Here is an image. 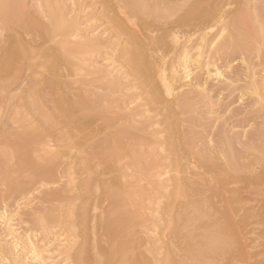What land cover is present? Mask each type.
<instances>
[{
  "label": "rangeland",
  "instance_id": "obj_1",
  "mask_svg": "<svg viewBox=\"0 0 264 264\" xmlns=\"http://www.w3.org/2000/svg\"><path fill=\"white\" fill-rule=\"evenodd\" d=\"M47 1L52 0H20V4L22 3L24 13L47 22ZM62 1L66 17L75 20L71 32L76 37H70L71 43L85 39L97 43L96 46L89 47L90 52L85 55V59L76 57L73 65L63 68L62 74L68 73L60 77L64 81L62 94L63 98L65 95V104L72 107L71 104L80 97L103 95L108 100H98L95 104L112 106L108 117L112 118L111 123L115 122V125L107 131L121 124L144 128L139 132L144 146L155 161L149 169L150 178L144 174L137 178V170L128 164L129 156L120 160L117 167H124L127 175L124 179H130L134 181V185L146 188L142 204L137 209L139 222L132 231V238L138 245L136 252L141 253L144 258L141 263L171 264L170 259L175 255L169 249L174 238L169 228L166 207L176 188L175 178L184 175L177 161V147L171 141L177 138L181 143L183 138L179 130H190L188 135L194 134L196 147L187 152L186 162H196L198 154L215 147L222 134L247 141L260 128H264V0L216 1L224 13H228L227 18L242 15L248 21V25L244 27L248 28L249 34L243 51L217 60L223 76L214 74L206 78L204 75L196 86L191 87L194 90V104L186 113H178L174 109L172 96L166 95L163 100L153 101L148 88L121 59V49L128 42L130 34L128 31L120 33L114 26L116 22L112 17L117 16L119 9L114 8V1ZM155 1L158 5H163L160 2L162 0ZM128 13L130 20L137 22L145 32L155 34L162 32L164 22L176 16L157 18L150 17L145 12L135 15L129 11ZM126 23L130 25L127 29L132 30V23ZM16 28L11 31L2 30L5 35H0V43H3V38L16 41V37H21L28 43L29 37L25 35L23 28ZM213 32H217V27ZM61 37L62 33H57L47 41H32L35 52L31 54L33 58L29 57L28 61L22 58L10 67L11 71L0 72V264H14L15 251H20L23 264H78L73 255L83 241L84 225L76 215L69 217L64 214L62 208H76L84 202L81 197L82 184L89 180V174L83 169L84 154L76 147V139L59 138L60 130L56 128L63 123L47 129L46 117L41 115L44 111L53 109L55 96L47 81L57 78L50 73L48 67L52 60L51 53L44 58L46 61L41 53L44 50L53 52ZM189 64L194 68L196 63L193 60ZM193 72L192 77L195 79L198 70L194 69ZM110 81L117 83L113 86ZM32 86L42 94L40 112L31 104V100L35 98L32 94L35 88ZM184 118L189 121L183 122ZM94 119L87 121L88 124L94 121V124L90 123L92 128L104 127L105 116ZM34 128L41 130L39 135L28 134ZM24 154H28L27 157ZM48 162L53 165L51 175L36 177V167ZM258 168L254 174L260 172V165ZM102 174V178L111 182L113 172L106 169ZM250 175L251 173L244 172L241 182L231 186L247 185L244 181ZM249 186L237 195L239 203L236 206H241V214L244 213V208L251 207L257 216L245 227L242 244L244 246V243L247 245L251 242V247L247 245V249L254 254L251 263L264 264V180ZM247 190H253L254 193H248ZM56 191L61 193L57 199L50 196ZM108 202L99 200L98 207L92 211L93 215H99L105 210ZM50 211L55 215L53 219L46 218L45 214ZM248 232H251L248 236L252 239L246 236ZM17 239L19 244L16 247Z\"/></svg>",
  "mask_w": 264,
  "mask_h": 264
},
{
  "label": "bare ground",
  "instance_id": "obj_2",
  "mask_svg": "<svg viewBox=\"0 0 264 264\" xmlns=\"http://www.w3.org/2000/svg\"><path fill=\"white\" fill-rule=\"evenodd\" d=\"M111 1H114L115 9L119 7L117 16L112 17L116 22L114 26L118 32L128 31L130 34L128 42L121 49V59L148 88L153 101H159L166 95L172 96L173 107L178 113H186L193 107L194 90L191 87L196 86L204 75L206 78L214 74L223 76V71L217 66V60L222 56L243 51L249 34L248 28L244 27L248 25V21L239 13L227 18L228 13H224L223 8L216 4L217 0H162L161 6L155 3V0H106ZM21 4L20 0H0V35H5L2 30L11 31L18 26L23 28L25 35L29 37L28 43L21 37V40L16 37V41L3 38V43H0V72L9 71L10 67L22 58L28 61L31 54L35 53L32 41H47L53 39L57 33H62L53 52L44 50L41 53L43 59L51 53L52 60L48 67L50 73L57 77L53 81H47L55 96L53 109L46 110L41 115L46 117L47 129L63 123L61 127L56 128L60 130L59 138L76 139V147L84 154L83 169L89 174V180L82 184L81 197L84 202L76 208H62L64 214L69 217L76 215L84 225L83 241L73 255L74 259L78 264H142L144 258L141 253L136 252L138 245L132 238V231L139 222L137 209L142 204L146 188L134 185V181L130 179H124L127 176L124 167H117V163L129 156L128 164L137 170V178L140 174L149 177L150 166L155 161L144 146L143 137L139 132L144 128L121 124L107 131L114 127L115 122L111 123L112 118L108 117V113L112 112L110 104H95L98 100H108L103 95L80 97L71 104L72 107L66 106L65 95L63 98L62 94L64 81L60 77L68 73L62 74L63 68L73 65V59L76 57L84 58L90 52L89 47L96 46L97 43L90 39L71 43L70 37L75 36L74 32H71L75 20L66 17L62 0L46 2L45 13L49 20L47 22L24 13ZM128 11L133 15L145 12L148 16L157 18L176 16L164 22L162 32L155 34L145 32L137 22L130 20ZM110 21L112 22V19ZM127 21L132 23L133 29L130 31ZM216 27L217 32L214 33ZM193 60L196 63L194 68L189 64ZM194 69L198 70L195 79L192 77ZM116 83L117 81H110L113 86ZM75 89L78 90L77 87ZM33 91L35 98L33 101L30 99L31 104L40 112L42 94L39 89L35 88ZM99 116L106 117L104 127L92 128L90 123L94 121L88 124V119L95 120L94 118ZM182 120L189 121L188 118ZM40 131L39 128H34L28 131V134L39 135ZM187 131L179 130L183 138L181 143L177 138L171 141V144L177 147V161L184 175L175 178L176 188L166 207L169 228L174 238V241L169 243V250L175 255L170 262L253 264L250 260L254 254L247 249V245L251 247V242L247 245L244 243L243 246L242 239L245 237V227L251 224L252 218L257 215L251 207H243L244 213H239L242 208L236 206V203H239L237 195L240 192L245 191L251 183L256 184L264 180V128H260L254 133L255 136L247 141L224 133L215 147L198 154L199 159L196 162H186L187 152L196 147L194 134L189 136L190 130ZM51 162L36 167L35 176L51 175ZM259 165L260 172L254 174ZM106 169L114 173L111 182L102 178ZM244 172L251 173L245 181L243 180L247 185L231 186L241 182ZM247 192L254 193L253 190ZM60 194L56 191L50 196L57 199ZM99 200L109 201L108 207L95 216L92 211L98 207ZM52 211L45 214L47 219L54 218ZM18 244L17 239L15 246ZM19 252L15 251L14 264H23Z\"/></svg>",
  "mask_w": 264,
  "mask_h": 264
}]
</instances>
